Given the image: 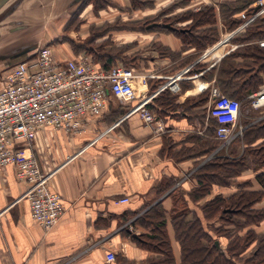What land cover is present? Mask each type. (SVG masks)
Listing matches in <instances>:
<instances>
[{
  "label": "crops",
  "instance_id": "obj_1",
  "mask_svg": "<svg viewBox=\"0 0 264 264\" xmlns=\"http://www.w3.org/2000/svg\"><path fill=\"white\" fill-rule=\"evenodd\" d=\"M75 1L78 5L86 0ZM247 1L106 0L98 10L93 3H83L79 13L72 9L71 14L78 15L76 25L49 37L55 40V55L69 58L87 53L100 63L130 66L139 75L133 79L136 96L110 95L106 109L88 117L79 133L51 127L36 132L33 152L41 169L52 172L49 187L60 193L64 205L50 229L31 218L23 197L26 184L17 179L13 165L2 168L0 264L161 260L163 252L148 243L156 229L155 206L165 220L173 264H181L174 217L182 212L187 223L198 217L208 237L210 222L198 204L211 194L229 196L227 184L212 183L209 194L191 197L198 176L206 172L205 162L214 157L241 160L245 165L232 176L235 189L261 190L257 175L264 172V106L251 107L249 96L264 82V61L256 57L258 51L264 52L256 43L260 30L256 25L264 14L197 60L201 51L236 27ZM167 21L176 27L166 28ZM191 64L178 92L163 90L151 98L147 105L155 117L151 123L138 112L128 114L166 76ZM202 84L206 88L201 89ZM212 86L241 101L233 156L228 155V146L220 144L209 152L216 143V122L209 113ZM242 177L248 179L240 181ZM122 197L128 200L118 202ZM259 226L255 232L263 234ZM220 237L215 236L216 245L223 249ZM108 253L114 254V260H106Z\"/></svg>",
  "mask_w": 264,
  "mask_h": 264
},
{
  "label": "built area",
  "instance_id": "obj_2",
  "mask_svg": "<svg viewBox=\"0 0 264 264\" xmlns=\"http://www.w3.org/2000/svg\"><path fill=\"white\" fill-rule=\"evenodd\" d=\"M263 14L264 0H254L249 8L240 12L236 27L201 51L197 60L212 54L216 46L226 44L236 32L247 28ZM256 43L264 48V31ZM191 67L192 64L187 65L166 76L128 114L138 112L146 123H151L155 118L147 106L151 98L163 90L178 92L181 79L188 77ZM137 76L131 67L122 64L102 68L87 53L57 57L49 44L40 46L6 70L0 88V171L6 165H13L17 179L26 184L23 197L29 202L30 216L43 229L55 225L64 212V205L60 193L49 187L52 172L41 169L33 152L36 132L51 127L79 133L88 117L97 116L106 109L110 95L135 98L133 79ZM200 88H206V85L202 84ZM209 91V113L216 119L215 137L222 147L230 144L240 132V129L235 131V127L241 101L220 92L216 86L210 87ZM249 97L251 107L264 106V82ZM127 200L128 197H122L117 201ZM114 258L113 253L106 255L107 261Z\"/></svg>",
  "mask_w": 264,
  "mask_h": 264
},
{
  "label": "trees",
  "instance_id": "obj_3",
  "mask_svg": "<svg viewBox=\"0 0 264 264\" xmlns=\"http://www.w3.org/2000/svg\"><path fill=\"white\" fill-rule=\"evenodd\" d=\"M253 1L254 0H248L246 2L249 5H247L248 8ZM86 3H93V5L96 4L95 0H86L84 4ZM150 21H147V23ZM257 23L256 27L260 29L258 31V36L260 37L264 31V18L260 19ZM164 26L168 29H172L175 25H173L172 22L167 21L164 23ZM48 44L52 45V43ZM257 54L256 57L258 56L260 60L264 61V52L258 51ZM90 56L97 65L102 68H108L111 65H114L100 63L95 60L92 55ZM122 65L130 67L126 64ZM232 87H234V85H232ZM219 144L220 140L216 138V143L213 144L209 152H212L217 146H219ZM244 165L245 163L241 160H235L232 158H211L203 164L206 172L198 176L197 181L199 182V185L191 190V197L201 199L209 194L210 186L213 182L227 184L229 182L227 179L229 178L231 181L233 174H238ZM257 180L264 186V172L257 175ZM262 196L263 193H259V191L243 190H239L237 194H232L227 197L215 194L212 199L208 200L201 206L203 216L208 219L209 222L215 215H218V217H220L219 220H221L217 226H214L213 229L216 232L214 234L211 232L212 224L209 225L210 234L208 237L206 232L202 229L198 217H194L190 223H187L184 220V214L182 212L178 213L174 217V223L176 236H178L181 243V264H264V233L258 234L254 229L249 228L244 235H233L232 237L231 235L227 236L229 241L225 244V249L217 247L215 243V236H222V233L226 232V230H222L223 232L221 231V227L223 228L222 224H224L225 221L233 222V219L227 217V215L237 214L240 207L251 212L255 221L263 218L264 207L257 208L254 206ZM225 203L228 204L226 205ZM153 216V219H155L154 227L156 229L154 234L148 236V239L150 240L148 243L151 244L155 250L162 251L164 258L161 260L153 258L146 264H173L170 244L164 231L165 220L162 218L161 213L156 206L153 207ZM251 222L253 221H250V223ZM243 223L249 224L245 218L243 219ZM202 236L204 238L203 242L201 241ZM253 242L257 243L256 247L247 251L246 249Z\"/></svg>",
  "mask_w": 264,
  "mask_h": 264
},
{
  "label": "rangeland",
  "instance_id": "obj_4",
  "mask_svg": "<svg viewBox=\"0 0 264 264\" xmlns=\"http://www.w3.org/2000/svg\"><path fill=\"white\" fill-rule=\"evenodd\" d=\"M14 1L15 0H8L0 8V15H2L6 7ZM83 3L84 2H81L77 5L75 0H68L67 2L66 0H23L14 13L0 19V88L4 84V76L8 67L28 54L34 53L44 44L52 43V46H55V40H52V38L49 37L51 35H56L59 32H66L76 25L75 23L78 20V15L75 17L76 14H71V11L72 9H75L76 11L78 10L79 13L80 9L83 8V6L81 7ZM95 3L96 4L93 5V9L95 10L104 8L106 5V1L104 0H95ZM64 5H66V7ZM69 15L71 16L69 17ZM232 143L233 142L222 146H228L227 153L230 156H233ZM246 179L248 178L242 177L240 181ZM227 180L229 181L227 187L224 186L227 194H237L239 190L237 191L234 187L237 183L232 179L230 181L229 178ZM258 183L261 187L259 193L262 192L263 196L258 201L257 208L261 207L260 205H264V186L261 185L259 181ZM213 184H215V186L220 185L219 182H213ZM213 197L214 194L207 196L200 201L198 206H202ZM225 204L227 205L228 203ZM227 217L233 219V222L225 221L224 224H222L223 228L221 227V231L226 230V232L222 231V237L219 236L223 247L229 241L227 236L231 235L232 237L233 235H244L249 228L255 230V227L258 226L259 223V228L261 232L264 233V217L255 221V219H253V214L246 211L245 208L240 207L237 214L227 215ZM219 218L218 215H215L210 220V224H212L211 232L213 234L216 233L213 229L214 226H217V224L221 222ZM244 218L249 224L243 223ZM250 221L253 222L250 223ZM256 244V242H253L246 250L250 251L254 249Z\"/></svg>",
  "mask_w": 264,
  "mask_h": 264
},
{
  "label": "water",
  "instance_id": "obj_5",
  "mask_svg": "<svg viewBox=\"0 0 264 264\" xmlns=\"http://www.w3.org/2000/svg\"><path fill=\"white\" fill-rule=\"evenodd\" d=\"M8 0H0V8L7 2ZM23 0H15L13 3H10L5 11L2 13V15H0V19H2L3 17L8 16L9 14H11L15 9H17V7L21 4ZM26 57V56H25ZM217 244V241L215 242Z\"/></svg>",
  "mask_w": 264,
  "mask_h": 264
}]
</instances>
